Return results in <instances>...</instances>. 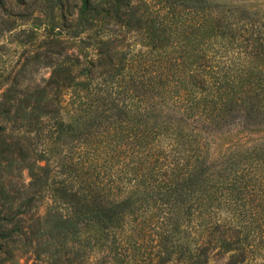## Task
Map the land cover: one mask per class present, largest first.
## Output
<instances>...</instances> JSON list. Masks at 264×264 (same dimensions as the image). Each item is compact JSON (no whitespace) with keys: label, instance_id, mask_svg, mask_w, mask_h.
I'll list each match as a JSON object with an SVG mask.
<instances>
[{"label":"trees","instance_id":"trees-1","mask_svg":"<svg viewBox=\"0 0 264 264\" xmlns=\"http://www.w3.org/2000/svg\"><path fill=\"white\" fill-rule=\"evenodd\" d=\"M232 1L58 0L49 77L0 79V264H264V12Z\"/></svg>","mask_w":264,"mask_h":264},{"label":"rangeland","instance_id":"rangeland-1","mask_svg":"<svg viewBox=\"0 0 264 264\" xmlns=\"http://www.w3.org/2000/svg\"><path fill=\"white\" fill-rule=\"evenodd\" d=\"M231 1L220 0V3L226 5L225 9H229L235 5ZM246 7L250 12L256 10L261 15L264 12V0H248ZM61 23L58 0H0V79L7 78L8 80L5 82H9L16 71L26 66L30 71L29 77L33 84H40L46 80L50 75V69L33 63L28 64L26 60L29 55L35 53L34 50L38 45L49 38L52 33L68 37V32L61 29ZM139 42L138 39L134 41V46H132L134 52L145 48ZM75 143L72 135H66L64 141L63 139L61 141L50 140L45 142L42 148H45L46 154L51 158L52 166L57 164L56 170L59 168L58 164H72L73 168L77 169V173H89L90 169H87L86 162L83 163L84 166L80 170L75 165L79 160L77 149L74 148ZM96 155H98L97 159L92 162L91 167L96 165V170H100L101 174L108 173L112 167L109 155L104 151L100 154L98 151ZM115 168H119V166ZM116 170L114 169V171ZM22 176L23 182L27 183L29 177L26 170L22 172ZM119 184L122 186V183L117 185L119 186ZM121 192L123 190H120V194ZM149 218L156 217L152 212L146 211L142 219L149 221ZM123 227V233H127ZM207 264L218 263L210 260Z\"/></svg>","mask_w":264,"mask_h":264}]
</instances>
